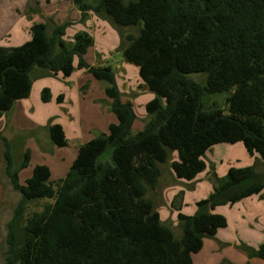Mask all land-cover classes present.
<instances>
[{
  "label": "trees",
  "instance_id": "1",
  "mask_svg": "<svg viewBox=\"0 0 264 264\" xmlns=\"http://www.w3.org/2000/svg\"><path fill=\"white\" fill-rule=\"evenodd\" d=\"M73 2L82 19L92 10L118 27L139 28L138 34L121 33L123 55L156 97L146 106L144 129L134 132L133 103L122 100L113 67L87 61L95 42L89 32L78 31L74 44L66 42L69 22H35L29 41L0 46V118L30 96L36 68L65 76L85 69L107 82L118 118L108 133L80 147L60 180L51 179L48 165L37 164L22 183L19 172L29 165L30 152L17 167L12 142L0 132L6 174L21 194L8 223L4 264H194L204 239L228 226L224 215L210 209L264 197V172L253 165L232 167L224 178L215 175L217 185L197 202V212L178 214L181 236L162 222L148 193L175 152L172 169L186 181L206 168L204 155L219 143L243 142L264 166V0ZM191 73L205 74V81ZM219 93L228 94V112L205 108V97ZM51 97L44 88L42 100ZM49 134L55 145H68L62 124L51 122ZM41 200L52 202L30 214V204ZM241 247L264 259V242Z\"/></svg>",
  "mask_w": 264,
  "mask_h": 264
},
{
  "label": "crops",
  "instance_id": "2",
  "mask_svg": "<svg viewBox=\"0 0 264 264\" xmlns=\"http://www.w3.org/2000/svg\"><path fill=\"white\" fill-rule=\"evenodd\" d=\"M77 12L79 13L76 14L77 15L76 18H74V21L71 23L69 20L64 21L57 17L53 21L55 22V24H62L69 22L71 25L77 23L83 24V22H85L84 26L80 27L78 30L73 32L71 36L68 35V30H69L68 27L64 39L67 42L69 37H73L75 33L78 31L89 32L93 36L95 42L94 45L90 47L86 55L87 61L91 65H96V66L110 65L107 62L108 60H105V58H103L102 56L100 58V54L102 53L104 54L106 51L108 44L107 40H109L110 32H111V29L107 24V21H105L107 20V18L100 17L94 11L89 10L87 11L86 17L82 19V12L79 8ZM45 15L48 17H53V15H47V14ZM31 21L32 24L35 22H44V21L34 20V18H32ZM31 26H29V28H31ZM31 38L32 35L30 31L28 36L26 38L24 37L22 43L29 41ZM117 39L119 41L120 36L119 38L118 35L115 36L114 39L112 40V43L115 44ZM77 61L78 60H76L75 62L76 64ZM129 64L130 63L128 62L126 64L122 62L121 64L118 63L117 65L122 67L124 66V68H129L131 67V65ZM38 72L41 76H43L41 77L42 84H40V86L37 88L35 84L38 82L34 80L30 96L28 98L16 101L13 108L10 111L4 113L2 118H0V122L4 118H10L8 122L16 123L19 126L18 128H20L19 130H25L28 131L29 133H34L37 131L38 127H40L41 123L45 122V118L42 120L41 123L34 121L33 111H37V109L38 110L40 109L46 112L45 110L49 109L50 106L53 104V102H55L54 104H56L58 108H63L64 103L66 102L65 94L67 90L72 91L73 89H76L78 92H81V90L85 87L84 84L88 85L89 83L91 85H94L97 82L95 81L93 75L85 69L76 68L73 74L69 77H61V73L58 75H52L43 69H40V71ZM137 72H135V74H137ZM53 78H58L63 82V86L60 87V90L58 91L55 90L54 84H50L45 81L46 79L49 80ZM136 85L139 86L140 88H143L142 89L143 92L150 90L144 85L142 79L141 82L138 81ZM129 86H131V83ZM46 87H48L51 90V94H52L51 100L49 102H44L42 100V90ZM103 87H104L103 91L105 92L106 86ZM60 91H62L61 94L64 97L61 102L58 100L59 95H61L59 94ZM151 92L152 91L146 92L144 106L145 105L147 106L148 102L156 97V94L154 92L153 93ZM56 96H57V100H55ZM32 99H34V103L31 101ZM46 104H51V105L47 106ZM80 104L82 105V101L80 102ZM98 106L99 105H97V107ZM98 110L101 111L100 106L98 107ZM95 114L97 115L99 113L95 111ZM18 116L19 118L24 120L27 125L18 124L17 122ZM53 116L56 117V114L48 115L47 119ZM67 118L69 119L70 122L69 128L66 127V125L63 124L62 125L64 126L68 138V145L73 143L80 148V146L88 142L91 138H87V135L83 130L81 132L75 131L74 134L69 133L71 129V124L75 121V117L71 113H67ZM80 121H81L80 126L83 127V114H81V112H80ZM110 121H114V120L112 119ZM110 123H114V122H110ZM135 124L136 122L134 123L133 128L135 127ZM143 125H144L143 127H145V124ZM7 129L8 126L6 127L0 126V132L9 139L10 136L8 134ZM22 149H23L22 151H24V154L27 151L30 152V163L26 168L20 170L19 172L20 181L22 179L23 174L29 171V167L32 164L33 156L35 154L34 151L40 152L39 147L36 150V145L35 146L23 145ZM54 150L55 149H53V152ZM42 153L45 157L47 156L46 152H42ZM74 158L75 157H73L72 160H74ZM203 159L206 163V168L202 172H200L194 180L189 181V183L187 184L189 185V187L193 188L194 191L196 189L200 191V194H198L197 197H201L203 194L206 193L207 194L206 198H207L213 192L214 187L217 185L215 175H217L219 178H224L232 167L243 168L257 164L258 170L264 172V166L262 164V159L260 155L257 153L251 154L243 142H237L235 144H230V143L216 144L206 152ZM61 160H63V157L62 155H59L56 157V159H51V160L48 159L47 162L44 163L48 165L51 169L52 180L62 179V176H56V173L61 171V167H60ZM175 160H178V154L176 152L173 154L172 159L170 161L171 162L170 171H167L168 178L166 180L163 179L164 176V172H163L160 178L159 185L155 190L152 191V193L153 195H156L159 199L158 202L155 201V204L157 205L156 208L160 212L162 222L165 225H168L170 222L173 221L180 228L178 221V214L180 212L187 215L195 214L197 212V202L200 199L202 200L203 198H205V196L202 198H194L196 194L194 193V191L193 193H189L188 188L184 189L178 186L177 184L178 180H184V179L178 178L174 170L172 169V162ZM21 161L18 164H16L17 167L20 165ZM31 176L32 173L31 175L29 173L26 174L25 182ZM3 189L4 188L0 185V205H2L3 197H4ZM202 189H204V191ZM210 210L211 212L224 215L227 218L228 226L220 229L215 237L204 239L203 248L198 253L194 254L193 257L194 264H264V259L258 257H250L249 254L241 247V245L245 243L253 246L254 248H258L264 242V197L262 196V194H256L244 198L233 204L220 205L217 206L215 209H210ZM7 235H8V228H7ZM6 243H7V237H6ZM6 251H7V247L5 249V256H6ZM196 257L198 258L197 262H196Z\"/></svg>",
  "mask_w": 264,
  "mask_h": 264
},
{
  "label": "rangeland",
  "instance_id": "3",
  "mask_svg": "<svg viewBox=\"0 0 264 264\" xmlns=\"http://www.w3.org/2000/svg\"><path fill=\"white\" fill-rule=\"evenodd\" d=\"M85 1L91 4H96L98 2V0ZM77 10L78 8L75 3H73V0H0V46L16 47L19 46L18 44L22 45L24 37L26 38L30 32L29 26H31L32 24V18H34V20L44 22L49 21V23L52 24V22H54L53 20H55V18L57 17L64 21L69 20L71 23L74 21V18H76V14L79 13L77 12ZM45 14L53 15V17H48ZM105 21H107L111 32L109 40H107L108 44L106 51L104 54H100V58L102 56L103 58H105V60H108L107 62L113 67V70L116 74L117 84L121 91L122 100L131 101L133 103L134 111L137 116L133 131L138 132L144 129L143 124H146V120L148 118V114L145 108L146 105L144 106V102L146 92L151 90L143 92V88H140L136 85L138 81L141 82L139 68L136 65L130 63L129 65H131V67L124 68V66H118L117 64H121L122 62H124L125 64L127 63L123 55L121 33L125 34L128 32H132L134 34H138L139 28L118 27L108 19ZM84 23L85 22H83V24H70L68 26V35L71 36L73 32L78 30L80 27H83ZM117 35L118 38L120 36V40L118 41L117 39L115 44H113L112 40ZM74 36L69 37L67 41L69 45L74 44ZM38 71H40V68H36L31 73L32 80L38 82L35 84L37 88L40 86V84H42L41 77H43L39 74ZM135 72H137V74H135ZM189 76L201 82L205 81V74L202 73H191L189 74ZM61 77L69 76H65L63 73H61ZM45 81L47 83L54 84V88L56 91L60 90V87L63 86V82L58 78L49 80L46 79ZM95 81L97 82L94 85H91L89 83L88 85L84 84L85 87L81 90V92H78L76 89H73L72 91L67 90L65 94L66 102L64 103L63 108H58V106L54 104L55 102H53L52 105L46 104L47 106L51 105L49 109L45 110L46 112L40 109H37V111H33L34 121L41 123L45 118V122L41 123L40 127H38L37 131L34 133H29L25 130H19L20 128H18L19 126L16 123L8 122L10 118H4L3 120H1V127L8 126L7 130L10 136L9 139L12 142L15 164H18L21 159L23 160V145H36V150L38 149V147L40 149V152L34 151L35 154L33 156L32 164L29 167V171L23 174L21 179L22 183L25 182L26 174H33L32 171L36 164H44L48 159H56V157L59 155H62L63 160L60 161L61 171L57 172L56 176H62V178H65V174H67L68 169L78 155L80 148L76 144L72 143L64 147H59L52 142L49 134V125L51 122H59L69 128L70 122L67 118V113H71L75 117V121L71 124L69 133L74 134L75 131L81 132L83 130L86 133L87 138L91 139L102 133H108L109 126L110 124H112L110 122H118L116 114L112 111L111 99H109L106 95V90L105 92L103 91V86H106L105 88H107L108 83L96 79ZM130 83L131 86H129ZM61 92L62 91H60L59 94H61ZM227 96L228 94L220 93L206 96L204 99L205 108L219 106L226 109L225 112H228ZM55 100H57V96L55 97ZM31 101L34 103V99H32ZM81 101L82 105L80 104ZM97 105L100 106L101 111L98 110L99 106L97 107ZM95 111L100 115H96ZM80 112L81 114H83V127L80 126ZM50 114H56V117L53 116L47 119L48 115ZM112 119L114 121H110ZM17 122L18 124L27 125L24 120L19 118V116ZM53 149H55L54 152ZM42 152H46L47 156L45 157ZM73 157H75L74 160H72ZM171 159L172 158H170L167 163L161 165L163 167L162 169L164 172V180L168 178L167 171H170ZM255 165L257 166V164ZM5 169L6 166L4 162V144L0 139V185L4 188L3 202L2 205H0V264H3V262L5 261V249L7 247V224L12 219L15 207L21 199V194L13 188ZM188 183L189 181L186 180H178L177 184L181 188H188L189 193H193L194 189L189 187V185H187ZM202 190L204 191V189ZM194 193H196L194 198H202L204 196L206 198L207 196V194L205 193L201 197H197L198 194H200V191H198L197 189L194 191ZM148 195L152 197L154 201L158 202V197L156 195H153L152 191H149ZM49 202H52V200L32 202L29 206L30 214L34 211L42 210L43 206ZM167 226H169L174 231L176 236H181V228H179L173 221L170 222ZM197 259L198 258L196 257V262Z\"/></svg>",
  "mask_w": 264,
  "mask_h": 264
}]
</instances>
